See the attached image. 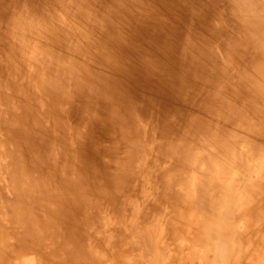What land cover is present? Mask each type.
Segmentation results:
<instances>
[{"label": "bare ground", "instance_id": "6f19581e", "mask_svg": "<svg viewBox=\"0 0 264 264\" xmlns=\"http://www.w3.org/2000/svg\"><path fill=\"white\" fill-rule=\"evenodd\" d=\"M68 1L72 0H50L62 20L51 18L48 32L64 43L68 40L60 25L65 23ZM73 1L80 11H93L101 5L107 25L97 30L103 37L106 28L115 32L116 41L135 42L134 50L129 48L125 57L119 56L125 59L119 65L115 63L121 50L112 39L106 38L103 44L94 40V53L86 47L84 51L83 44L78 46L79 66L91 75L90 81L77 86L89 88L86 101H99L103 95L100 88L105 87L102 106L109 117L99 133L130 140L116 117L125 113L121 121L131 125L138 114L134 105L142 102L148 122H157L155 114L160 112L159 122L173 138V173L162 180L168 184L166 188L154 191L152 169L135 199H127L130 192L123 193V202L103 206L89 205L86 186L81 187V182L89 184L93 175L75 176L70 182L75 188L71 202L68 198L59 208L48 207L54 211H47L43 223L48 231L44 235L35 225L34 209L28 211L27 221L32 222L20 224L23 208L18 202L15 221L26 232V237L18 236V246L24 247L31 234L37 251L18 255L15 249L12 253L2 243L6 234L0 233V264H264V0ZM131 10L134 23L130 22ZM82 38L84 44L90 41L89 35ZM112 59L114 67L109 65ZM64 86L61 91L67 88ZM122 94L128 107L116 99ZM37 107H41L39 102ZM28 108V112L34 111L33 99ZM92 121L88 117L84 122L91 136L81 139V147L100 157L105 150L91 130ZM35 123L33 127L44 129L37 126V119ZM21 132L26 144L39 135L34 128ZM132 162L133 157L126 165L117 161L118 178L132 179L128 176ZM147 179L151 191L145 185ZM108 189H96L93 195L109 201L111 194L123 192L120 186ZM63 208L70 220L56 217Z\"/></svg>", "mask_w": 264, "mask_h": 264}, {"label": "rangeland", "instance_id": "374dc122", "mask_svg": "<svg viewBox=\"0 0 264 264\" xmlns=\"http://www.w3.org/2000/svg\"><path fill=\"white\" fill-rule=\"evenodd\" d=\"M110 1L106 0V2ZM66 6L65 23L60 25L61 28L65 29L64 33H66L68 40H64V43L53 39V36L51 35V37L48 32L52 29L51 18L56 19V21L62 20L59 12L50 4V0H0V143H2L0 144V233L6 234V238L2 242L4 248L11 249L12 253L15 252V249H18V255L24 252L27 253V250L30 249L36 254L38 247L36 246L37 243L30 239L31 234L26 238L24 247L20 248L18 246V236L26 237V232L20 230L23 227L20 224L24 223V226H28L32 222L27 221V218L30 217L28 211L34 209L35 213L32 215L35 225L38 228L40 227V234H46L48 227L43 222L48 217L47 211H54L53 207L52 211L48 207L57 205L55 207L59 208L64 205L63 201L68 198L66 201L71 202L72 199L70 198H73L75 188L72 187L70 182L75 180V176L86 178L93 175L92 180L89 179V184L83 181L81 187L86 186L85 192L89 205L101 204L103 206L108 202H123L126 199L123 193L128 194L130 192L129 197H131L127 199L131 201L135 199L133 197L137 194V190L143 187L147 174L149 176L152 172L154 174L151 176L153 182L155 179V183L152 184H155V187L153 186L152 190L155 191L158 188L163 190L168 184L162 182V180L167 178V174L172 172L175 165L172 155L173 138L165 124L159 122L162 114L160 112L159 114L156 113L155 119L157 122L149 123V114L144 109L142 102L134 105L136 114H139L135 118L136 123L128 125L126 122L121 121L122 117L126 115L125 113L116 117V121L121 126H125V131L129 134L130 140L121 137L113 138V133L108 134L107 137L105 133H99L101 124L109 117L107 109L102 106L105 87L100 88L101 91L103 89V95L99 96V101L95 103L86 101V98L89 97L86 96V94H89V91H87L89 88L77 86L80 82L90 81L89 77L91 75L83 73L79 66L82 61H78L81 57L79 56L78 46L83 44V50H86V48L87 50L93 49L92 53H94L96 49L91 48L94 47L91 46L94 40L103 44L106 38L112 39L121 50L118 55L119 61L115 63L119 65L125 60L122 61L119 56L123 55L125 57L128 52L127 49H133L135 42L133 39L129 44L125 40L116 41L113 38L115 32L112 33L110 29L106 31V28L104 29L105 38L103 37V32L97 30L98 26L107 25V17L105 13H101V5L96 6L93 11L90 9L80 11L72 0L68 1ZM133 14L134 11L131 10V23L136 20ZM10 31L13 32V35L8 33ZM5 33L7 35H4ZM86 35L90 36V41L86 42L85 40V46L82 37ZM58 58L61 62L58 61ZM105 60L107 61V58ZM109 61L112 63L109 65L114 67V59ZM38 65L40 67L36 68ZM91 65H98V63H92ZM45 70L48 74L44 73ZM42 72L45 76L42 75ZM112 74L114 75L113 72ZM118 82L120 83L119 80ZM64 85L67 86L65 90L70 93L65 92V90L61 91L65 88ZM80 88L82 91L79 90ZM119 89L122 90L123 88H116V90ZM80 92H82V95ZM68 94L69 96H67ZM32 99L35 106L32 110H39V114H35L34 111H27ZM116 99L124 107L129 106L124 100L123 94ZM38 102L41 105L40 109L37 107ZM112 107L114 108V106ZM102 109L105 112L101 111ZM77 110H80L77 112L78 114L76 113ZM96 112H99V114ZM35 115H40V118L34 117ZM87 116L93 119L91 130L102 150H105L100 157L94 156L95 152L92 151L91 153L88 149L85 148L84 150L81 147V139L91 136L90 129L84 123L88 118ZM36 119L38 121L37 126L44 129L39 130L38 127H33L37 124L35 123ZM138 119L140 122L137 121ZM98 123L99 125H96ZM2 124L6 125L3 126ZM32 128L39 131V135L36 139H30L31 142L26 144L23 141L24 136L21 131H27L28 133L32 131ZM139 135L141 136L139 137ZM153 136L155 137L153 138ZM111 151L115 152L112 153ZM131 157H133L134 163L129 164L133 165L130 167L131 169H128V176H131L132 179L128 180L120 176L118 178V170L114 167L115 164L120 160L121 163L126 165L127 161L130 163ZM27 178H30V180H27ZM152 178L148 177L149 180ZM148 179L145 185L148 186L149 190L151 187H149ZM116 186H120L123 192L119 196L111 194L109 201L106 198H99L100 200H98L93 195L98 192L96 189L109 188V191L114 190ZM27 196L30 197L27 199ZM121 198L124 200L122 201ZM18 202H21L23 208V213L20 212L18 218L20 224L15 221V218H17L15 212L19 209ZM65 211L64 208L59 209L56 217H65V219L70 220L71 215L67 211L65 213ZM167 216L171 215L168 214ZM161 222L164 223V221Z\"/></svg>", "mask_w": 264, "mask_h": 264}]
</instances>
